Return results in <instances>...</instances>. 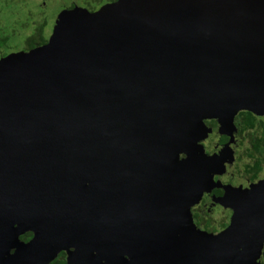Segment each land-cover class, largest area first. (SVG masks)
<instances>
[{"label":"water","instance_id":"water-1","mask_svg":"<svg viewBox=\"0 0 264 264\" xmlns=\"http://www.w3.org/2000/svg\"><path fill=\"white\" fill-rule=\"evenodd\" d=\"M241 109L264 117V0L59 11L46 43L0 56V264H260L264 179L221 232L187 229L218 183L205 119L231 139Z\"/></svg>","mask_w":264,"mask_h":264},{"label":"flooded vegetation","instance_id":"flooded-vegetation-1","mask_svg":"<svg viewBox=\"0 0 264 264\" xmlns=\"http://www.w3.org/2000/svg\"><path fill=\"white\" fill-rule=\"evenodd\" d=\"M112 1L114 0H40L43 5L41 11L37 12V16L41 15L40 22H35L34 26L26 30V32H18L21 33L19 35H22L20 44L10 43L14 48L10 49L7 53L15 50H28L46 43L52 31L54 20L61 10L83 7L89 11H94L102 4ZM0 6H2L1 3ZM6 9L7 8L0 7V11H6ZM49 12L50 14H48ZM18 33L14 30L10 32L12 36L18 35ZM41 34H43L42 37L40 36ZM0 37L2 36L0 35ZM32 39H34V41H32ZM3 55L0 54V56ZM239 111L236 112L234 117L235 129L233 130L231 139L225 130L224 134H220L219 126H221V124L218 121L215 119H205L206 124L213 127L217 134L220 135V137H216L215 132L207 139L200 140L205 153L208 155L217 154L220 157V159L216 161V164H212V168L214 167L212 179L213 181H218V183L217 186L214 187L212 194L206 191L207 189L209 190V188L205 190L202 189L197 201L191 203L189 208L195 228L191 230L188 226V233L194 234L198 232L197 230H201L215 235L221 232L230 223L233 213L232 207L238 199L235 187L257 183L264 179V141L261 139L259 142L257 141V139L260 137L262 138L264 134L261 123L255 122L249 127L245 126L239 115ZM180 156L183 157L184 154L182 153ZM195 182L197 183V180ZM197 188H200L198 183ZM140 199L139 196L136 199L135 217L142 218L141 220L145 221V223H154L157 221L158 219L154 218L152 221L150 220L151 216H149V214L151 215V213L149 212L150 207H148V200V206L141 208V210L138 209ZM147 209L149 210L147 211ZM172 217L173 216L170 218L172 219ZM171 219H168L169 224L171 223ZM23 234L29 237L23 239L21 238ZM164 235H178L177 227L165 225ZM32 236L33 232L30 230L24 231L19 235L20 239L24 242H27ZM72 248L74 247H71V249ZM260 252L257 261L260 264H264V239L261 243ZM66 254L64 250L59 251L53 258L52 264H68Z\"/></svg>","mask_w":264,"mask_h":264},{"label":"rangeland","instance_id":"rangeland-1","mask_svg":"<svg viewBox=\"0 0 264 264\" xmlns=\"http://www.w3.org/2000/svg\"><path fill=\"white\" fill-rule=\"evenodd\" d=\"M0 3L2 4L0 7L7 8L6 11H0V35L2 37L6 35V32L9 34V31L16 29L26 32L34 26L35 22L41 20V15L37 16V12L41 11V7L43 8L40 0H0ZM21 38L22 35H13L8 43L20 44ZM6 44L5 42L4 45Z\"/></svg>","mask_w":264,"mask_h":264},{"label":"trees","instance_id":"trees-1","mask_svg":"<svg viewBox=\"0 0 264 264\" xmlns=\"http://www.w3.org/2000/svg\"><path fill=\"white\" fill-rule=\"evenodd\" d=\"M9 32H11V31H9ZM15 32L18 33L20 31L18 29H16ZM9 34L6 32V35L4 37H0V54H2V55L7 53L8 51H10V49L14 48L10 44V42L8 43L9 38L12 36V34H10V35ZM19 34H21V33H18V35ZM40 36L42 37L43 34H41ZM32 41H34V39H32ZM5 42L7 43L6 45H4ZM239 115L241 116L243 124H245V126H247V127L251 126L255 122H260L261 126H262V131L264 132V117L257 116V115H255L252 112L247 111V110H240ZM260 139L264 141V134L262 135V138L261 137L258 138L257 141L259 142ZM233 198H234V196H233ZM233 198H232V200H233ZM28 237L29 236H26V234H23L21 238L24 239V238H28ZM58 264H60V263H58ZM61 264H64V263H61Z\"/></svg>","mask_w":264,"mask_h":264}]
</instances>
